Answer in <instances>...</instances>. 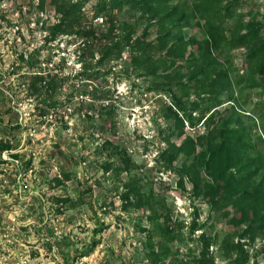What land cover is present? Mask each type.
Segmentation results:
<instances>
[{"label":"rangeland","instance_id":"1","mask_svg":"<svg viewBox=\"0 0 264 264\" xmlns=\"http://www.w3.org/2000/svg\"><path fill=\"white\" fill-rule=\"evenodd\" d=\"M243 1L238 10H256L264 23V0ZM96 2L84 3V22L106 30L109 13H96ZM41 4L0 0V264H199L205 240L210 242L206 258L216 264H234L232 244L238 240L249 250L245 264H264V230L243 233L246 223L230 222L187 175L195 152L187 156L178 150L182 142L193 137L196 152L205 151L223 131L213 139L202 121L193 127L186 121L182 134L175 127L168 109L174 93L187 104L207 98L174 88V80L187 79L186 63L176 71L167 59L157 62V70L136 67L128 45L98 61L106 39L87 46L76 33L47 41L48 25L59 13L51 0ZM112 14L118 23L135 22L137 34L148 28L146 40L153 43L144 41L140 52L170 57L158 35L173 19L161 29L151 14L141 15L128 2ZM184 29L187 36H205L197 23ZM248 50L232 49L220 66H233V75L245 72ZM31 55L40 63L31 66ZM37 69L65 75L53 89L59 103L47 113L41 109L51 91L38 92L29 84ZM83 70H99L100 76L88 78ZM261 89L237 85L235 109L227 101L214 111L218 130L245 126L256 138L264 122ZM2 140L10 147L2 148ZM116 146L130 155L132 166L125 167ZM164 225L172 228L173 239Z\"/></svg>","mask_w":264,"mask_h":264},{"label":"trees","instance_id":"2","mask_svg":"<svg viewBox=\"0 0 264 264\" xmlns=\"http://www.w3.org/2000/svg\"><path fill=\"white\" fill-rule=\"evenodd\" d=\"M51 1L59 16L56 21L48 25L47 41H53L59 34L76 33L84 37L87 46L95 43L94 41L106 39L103 55L98 61L106 60L128 45L131 48V61L136 67L147 66L157 70L160 65L157 62L163 59L164 62L167 59L176 71L182 69L186 63L187 79L174 80V88L179 89L185 96L207 95V98L204 101L200 99L187 104L183 98L179 96L178 98L174 93L168 109L175 121V127L182 134L185 132L186 121L191 127L202 121L208 129L209 137L213 139L221 130L223 131L218 143L215 146L209 144L205 151L196 152L197 144L193 137L182 142L178 150H183L187 156L195 152L193 160L188 164L187 175H191L195 188L200 189L198 192L205 193L212 206L222 211L230 222L236 226L246 223L243 233L254 236L260 230H264V122L261 132L253 138L251 131L245 130V126H228L218 130L214 112L217 106L227 101L232 102L228 108L235 109L239 102L236 86L242 82L262 87L259 92L264 94L262 38L264 23L259 20L258 12L253 9L248 12L238 10L243 5V0H177V2L175 0H97L96 13H109L108 27L106 30H99L91 22V24L84 22L83 5L87 0ZM125 2L134 8H140L141 15L151 14L161 29L165 27L167 20H174L165 33L158 35L160 44L163 48H167L169 58L162 53L159 57L157 54L139 51L144 41L148 46L153 41L146 40L150 33L148 28L137 34L139 30L135 22L127 20L117 22L112 10L122 8ZM43 4L44 0L41 5ZM246 13L250 14L251 18L245 19ZM196 17L199 19L194 22L193 19ZM232 18L234 21L230 23L229 19ZM196 23L202 25L205 30L203 38L196 35L187 36L185 33L184 27ZM168 37L174 38L170 44ZM241 46L249 48L246 54L245 72L233 75V66L221 67V60L229 59V52ZM84 53L86 52L84 51L80 57L83 58ZM178 56L184 59H181L180 63H175ZM22 57L24 58V55ZM40 61L39 59L33 61L32 55L29 60L27 59L31 66L37 65ZM89 68V64L85 61V71ZM85 71L83 73L88 78L94 79L100 76L99 70ZM64 77L65 75L50 74L43 69L34 70L29 83L31 87L38 92L42 91V87L51 91L49 93L51 100L44 99L46 108L41 109L44 113L59 103L52 98L55 93L53 89L61 86ZM223 94L226 96H222ZM259 104L263 106L259 109V114L264 118V99ZM214 107L216 108L212 110ZM1 147H10V144L2 140ZM115 153H119L125 167L129 168L133 165L130 155L125 150L120 151L119 146H116ZM256 177L259 179L253 181ZM57 179L60 181V178ZM129 193L127 192L125 196ZM228 206L234 207L235 211ZM154 215L155 213L151 216L153 220L156 216ZM101 229L96 228L97 231ZM163 229L169 239L175 237L172 228L168 225H164ZM209 246V241H203V255L198 259L199 264H216L214 258H206ZM232 248L236 251L234 264H245L249 258V250L243 242L239 240L234 242Z\"/></svg>","mask_w":264,"mask_h":264},{"label":"built area","instance_id":"3","mask_svg":"<svg viewBox=\"0 0 264 264\" xmlns=\"http://www.w3.org/2000/svg\"><path fill=\"white\" fill-rule=\"evenodd\" d=\"M100 19L103 20V17L101 16Z\"/></svg>","mask_w":264,"mask_h":264}]
</instances>
